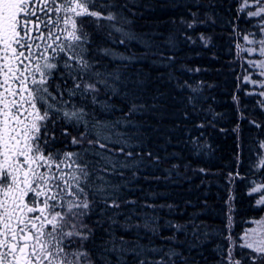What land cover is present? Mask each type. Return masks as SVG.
Masks as SVG:
<instances>
[{
    "label": "snow or ice",
    "instance_id": "1",
    "mask_svg": "<svg viewBox=\"0 0 264 264\" xmlns=\"http://www.w3.org/2000/svg\"><path fill=\"white\" fill-rule=\"evenodd\" d=\"M135 6L136 0H0V264H177L174 257L184 259L175 248L165 251L117 235L118 230H129L118 219L121 205L134 201L121 200V185L110 176H122V170L136 166L141 156L131 150L138 146L132 144V137L117 129L133 124L127 117L143 112L146 105L136 102L138 81L101 71L90 62L86 25L107 28L109 36L113 30L120 33V44L138 40L151 50L152 41L125 28L132 22L128 13ZM247 7L244 0L240 11ZM191 15L188 28L203 23L196 13ZM245 15L264 17V5ZM85 16L92 20L80 19ZM260 31L264 32V24ZM243 38L254 46L246 49L248 53L258 51L264 57V36L249 33ZM200 39L207 46V39ZM165 43L173 41L169 38ZM104 55L112 53L104 50ZM116 58L128 63L138 59ZM252 63L264 75V61ZM260 86L264 88V83ZM102 91L125 102L131 97L124 121L109 124L96 116V107L102 112L114 107L108 99L100 100ZM197 102V95L188 97L193 111ZM69 127L81 131L69 137ZM66 137L77 150L57 146ZM192 144L200 147L196 140ZM259 148L264 149V141ZM252 167L264 169V153ZM251 191L264 192V183ZM258 203L264 204V196ZM93 214L100 218L89 222ZM259 223L264 225V220ZM173 227L183 230L180 225ZM97 231L103 233L99 242ZM227 239L231 244L227 264H264V230L246 232L239 245L230 236ZM90 241L91 250L86 246ZM237 247L254 255L241 251L238 259Z\"/></svg>",
    "mask_w": 264,
    "mask_h": 264
},
{
    "label": "trees",
    "instance_id": "2",
    "mask_svg": "<svg viewBox=\"0 0 264 264\" xmlns=\"http://www.w3.org/2000/svg\"><path fill=\"white\" fill-rule=\"evenodd\" d=\"M243 4L244 0H136L137 6L128 13L132 22L125 28L152 41L151 50L138 40L120 44V33L113 30L109 36L107 28L86 25L90 62L101 71L119 72L125 80L138 81L136 102L146 105L143 112L127 117L133 124H121L117 129L138 145L131 148L134 154L141 153L136 166L123 169L122 176H110L121 185V200L134 201L122 203L118 219L129 230H118L117 235L165 251L175 248L184 258L174 257L177 264H227L231 247L227 237L239 245L243 233L264 216L259 193L251 191L262 171L252 164L264 153L259 148L264 141V99L245 81L247 61L258 53H248L246 49L254 46L243 38L249 33L264 35L258 19L246 16L247 9L240 11ZM192 13L203 23L188 28ZM80 19L92 20L87 16ZM201 36L207 39V46ZM169 38L173 44L165 43ZM104 50L112 55L105 56ZM114 54L138 59L128 63L115 59ZM192 95L198 96L195 111L188 103ZM105 99L113 109L102 112L96 107V116L109 124L124 121L131 97L125 102L119 95L102 91L100 100ZM252 121L261 127L256 128ZM200 124L204 127H198ZM68 131L70 137L81 129L69 127ZM193 140L199 148L193 147ZM57 146L77 150L68 137ZM99 218L93 214L88 219ZM174 225L183 230L177 232ZM102 235L97 231V242ZM86 246L93 247L91 241ZM241 251L251 254L247 248L237 247L236 258Z\"/></svg>",
    "mask_w": 264,
    "mask_h": 264
},
{
    "label": "rangeland",
    "instance_id": "3",
    "mask_svg": "<svg viewBox=\"0 0 264 264\" xmlns=\"http://www.w3.org/2000/svg\"><path fill=\"white\" fill-rule=\"evenodd\" d=\"M261 5H264V0H260V4L256 3V0H248V7L245 8L248 10V12L253 11V10H257ZM256 19H258V28L261 29L262 24H264V17H255ZM260 33H262V35H264V32L260 31ZM61 39H63V37H61ZM257 57L254 58L253 60H248L247 63L249 65V68L247 69L248 71V75L245 78V81H255L256 83H251V87H253L256 90H259L260 92H264V88H262L260 85L262 83H264V75L261 74L262 69L258 66H254V64L252 62H256V65L259 64L260 61H264V57H261L259 55V52L257 51ZM115 59H116V54H114ZM123 58V57H122ZM264 99V96H263ZM264 101V100H263ZM67 151V150H66ZM261 177L259 180H257V185H260L262 183H264V169H261ZM257 193H259L260 195V199L262 196H264V192L261 191H257ZM259 199V200H260ZM261 205H264L262 203H259ZM264 220V216L260 219H258L257 221H254L251 226L243 233V235L241 236V240H240V244L243 243V237L245 235L246 232H249L253 229H258V230H264V225H261L259 223V221Z\"/></svg>",
    "mask_w": 264,
    "mask_h": 264
}]
</instances>
